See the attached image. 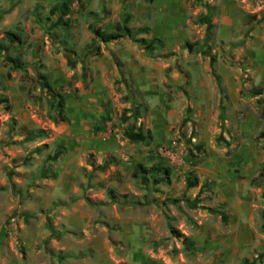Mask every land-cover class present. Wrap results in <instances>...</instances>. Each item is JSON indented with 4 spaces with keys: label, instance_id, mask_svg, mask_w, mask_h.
I'll return each mask as SVG.
<instances>
[{
    "label": "rangeland",
    "instance_id": "1",
    "mask_svg": "<svg viewBox=\"0 0 264 264\" xmlns=\"http://www.w3.org/2000/svg\"><path fill=\"white\" fill-rule=\"evenodd\" d=\"M58 1L0 0V264H77L81 258L88 264H149L144 256L166 252H173L180 261L186 256L185 264H209L206 257L213 232L204 231L201 222L225 227L226 206L213 198L189 197L194 189L190 186L201 181L194 168L203 152L179 149L182 162L176 164L159 154L158 146L152 152L156 164L151 160L132 168L130 160L123 166L114 155L106 163L104 153L83 149L82 140L72 134L74 128L81 134L90 126L81 118L91 97L84 76L104 46L93 30L103 31L106 13L111 16L112 10L105 7L104 11L102 0H71L70 16L63 17L51 13ZM88 1L85 8L82 3ZM233 2L250 13V22L264 19V0ZM118 25L128 26L118 23L116 29ZM10 58L20 60L22 68L13 67ZM42 78L65 96V120ZM109 89L112 102L106 113L116 116L117 124L112 116L111 128H118L122 111L130 119L121 106L125 102L114 100L115 88ZM92 125L96 132L102 130L98 118ZM125 130L132 142H146L150 137L136 131L132 123ZM139 165L147 173L138 174ZM164 169L170 171L171 179L160 173ZM174 173L177 178L172 179ZM113 182L116 187H111ZM203 187L213 188L208 181ZM109 190L119 195L138 193L136 199H129L136 204L145 201V192L153 194L148 195L155 216L150 242L135 246V232L125 231L119 223V216L127 221L135 216L117 210L107 196ZM71 208L83 211V230L66 226ZM170 225L194 242L196 249L173 235ZM141 255L142 261L137 262ZM69 256L74 259L66 263Z\"/></svg>",
    "mask_w": 264,
    "mask_h": 264
},
{
    "label": "crops",
    "instance_id": "2",
    "mask_svg": "<svg viewBox=\"0 0 264 264\" xmlns=\"http://www.w3.org/2000/svg\"><path fill=\"white\" fill-rule=\"evenodd\" d=\"M102 6L112 10L103 21L104 32L113 33L118 23L134 32L104 44L84 76L91 97L81 118L90 126L81 134L74 128L72 134L82 140L83 149L104 153L106 163L114 155L123 166L130 160L132 168L150 163L158 146L174 141L179 149L203 152L194 168L201 181L190 186L194 189L189 197L213 198L226 206L225 227L201 222L204 231L213 232L208 263L264 264V182L254 183L264 164V19L250 22V13L233 0H102ZM144 39L156 43L146 47ZM187 42L197 45L189 49ZM110 87L116 91L114 100L125 102L121 106L130 119L122 111L118 128H111L116 116L106 113L112 102ZM96 118L102 126L98 132L92 125ZM130 123L149 139L129 140L125 129ZM207 181L212 189H204ZM142 195L145 201L136 204L129 199L138 193L114 192L112 197L107 192L117 210L134 214L129 221L119 216V223L135 232L137 247L150 242L155 227L154 208L148 202L153 194ZM83 215L77 208L68 209L66 226L83 230ZM203 237L197 240L200 247ZM173 256L166 252L144 257L149 264L187 263L186 256L182 261ZM72 259L69 256L66 263ZM75 262L88 264L84 258Z\"/></svg>",
    "mask_w": 264,
    "mask_h": 264
},
{
    "label": "trees",
    "instance_id": "3",
    "mask_svg": "<svg viewBox=\"0 0 264 264\" xmlns=\"http://www.w3.org/2000/svg\"><path fill=\"white\" fill-rule=\"evenodd\" d=\"M51 13L54 15L56 13H61L63 17H68L70 15V2L69 0H62L59 3H57L56 5H54L51 9ZM93 33L95 35V37L101 41L104 44L107 43H111L114 41H117L123 37L129 36L131 37L133 31L128 27V26H121L118 25L116 31H114L113 33H106L100 29H94ZM9 37L14 38V39H18L17 36H14L13 34H8ZM141 43L143 45H145L146 47H151L154 45V43H156V41H147V40H141ZM185 47L189 48V49H193L194 48V44H190V43H185ZM13 67L22 68V62L18 59H12L10 58V60ZM42 83L43 85L51 92V94L54 96L56 102H57V109H58V114L60 115L62 120H65V96L58 93L55 89H53L48 83L46 78H42ZM43 134L48 133V131L45 132H41ZM40 133V134H41ZM40 134H38L37 136H41ZM137 172L138 174H145L147 173V170L144 168V166L139 165L137 167ZM164 173L165 177H169L170 176V171L169 170H161L160 173ZM264 182V164L261 166L260 171H259V176L258 178L254 181L255 184H260ZM110 196L115 197L114 196V191L113 190H109L108 191ZM176 202V200H173V203ZM170 232L175 235L176 237L180 238L183 240V243L185 246H187L189 249L195 250L196 249V245L194 242L190 241L186 236H184L183 234H181L178 230H175L171 225L169 227Z\"/></svg>",
    "mask_w": 264,
    "mask_h": 264
},
{
    "label": "built area",
    "instance_id": "4",
    "mask_svg": "<svg viewBox=\"0 0 264 264\" xmlns=\"http://www.w3.org/2000/svg\"><path fill=\"white\" fill-rule=\"evenodd\" d=\"M158 153L171 160L172 163L180 164L182 162V153L178 148V142L174 141L168 146L158 148Z\"/></svg>",
    "mask_w": 264,
    "mask_h": 264
}]
</instances>
